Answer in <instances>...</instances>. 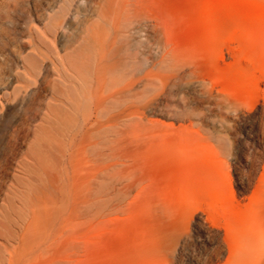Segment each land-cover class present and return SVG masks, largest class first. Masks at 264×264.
<instances>
[{
    "label": "rangeland",
    "instance_id": "obj_1",
    "mask_svg": "<svg viewBox=\"0 0 264 264\" xmlns=\"http://www.w3.org/2000/svg\"><path fill=\"white\" fill-rule=\"evenodd\" d=\"M89 4L77 21L96 18ZM112 11L99 42L116 61L136 47V75L96 123L95 98L81 100L55 183L41 180L40 219L24 213L25 252L0 237L2 264H264V0ZM125 17L134 38L120 36Z\"/></svg>",
    "mask_w": 264,
    "mask_h": 264
},
{
    "label": "bare ground",
    "instance_id": "obj_2",
    "mask_svg": "<svg viewBox=\"0 0 264 264\" xmlns=\"http://www.w3.org/2000/svg\"><path fill=\"white\" fill-rule=\"evenodd\" d=\"M34 1L0 0V237L18 240L19 252L27 243L24 213L40 219L35 199L41 200V180L55 183L53 172L73 138L80 102L95 98L96 123L107 101L116 99L121 79L137 72L136 47L116 61L115 43L99 42L100 21L113 12L116 0H88L96 18L85 21L75 19L80 0H52L42 13ZM121 26V37L134 38L140 30L127 17ZM102 91L110 94L103 97ZM119 105L117 99L114 107ZM91 126L86 124L87 133ZM13 214H19L18 221Z\"/></svg>",
    "mask_w": 264,
    "mask_h": 264
}]
</instances>
